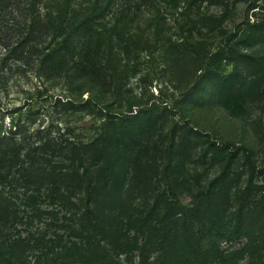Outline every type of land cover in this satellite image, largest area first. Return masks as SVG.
<instances>
[{"label":"trees","instance_id":"obj_1","mask_svg":"<svg viewBox=\"0 0 264 264\" xmlns=\"http://www.w3.org/2000/svg\"><path fill=\"white\" fill-rule=\"evenodd\" d=\"M160 1L171 6L162 9L157 0V5L155 0L55 3V13L40 17L34 1L22 7V0H0V17L23 18L13 45L2 44L9 48L6 59L21 65L35 59L41 77L64 81L75 96L57 99L54 107L86 117L91 125L85 138L66 128L54 134L43 130L31 142L18 124L15 131L0 133V232L15 229L0 238V264H228L227 252L206 248L215 238H204L207 225L233 238L247 237L250 243L240 253L252 240L264 247V177L256 172L263 181L258 185L249 151L204 141L188 122L168 121L166 108L123 97L121 69L135 60L138 47L130 26L153 14L162 33L163 14L176 10L179 0ZM196 1L190 3L199 8ZM200 1L223 9L221 16L207 18L220 26L228 4L237 0ZM244 1L254 21L241 25L235 43L225 42L207 58L210 67L222 62L232 67L217 75L209 69L207 75L214 84L211 98L236 118H249L252 109L264 107V6ZM190 6L181 11L182 20L189 19ZM109 14L114 17L107 24ZM183 23L182 32L193 39L195 28L188 27L196 23ZM164 41L165 49L174 50L176 44ZM186 45L177 47L184 52ZM208 155L217 158L216 175H193L188 165H206ZM238 162L250 173L245 181L233 168ZM184 193L190 199L186 205L179 200ZM60 220L67 233L52 232L49 238L37 230L26 236L16 230L34 222L56 229Z\"/></svg>","mask_w":264,"mask_h":264},{"label":"rangeland","instance_id":"obj_2","mask_svg":"<svg viewBox=\"0 0 264 264\" xmlns=\"http://www.w3.org/2000/svg\"><path fill=\"white\" fill-rule=\"evenodd\" d=\"M22 7L29 1L36 2L38 16H44L46 12L55 13L51 4L59 3L65 5L70 2L73 7L85 6L92 0H22ZM161 3L160 0H157ZM191 0H179L176 2V10L167 11L164 15V31L160 33L155 24V15H145L130 26L137 37V51L135 60L128 63L121 69L123 75V90H126V100H132L134 104L151 106L153 104L166 108L168 121L177 122L183 125L188 122L189 127L199 131L202 134V140L217 142L218 144L228 143L234 147L246 148L249 151L252 161L255 165L254 176L257 177V184L263 185L264 177V107L262 105L252 109L250 117L241 116L239 118L231 116L224 109L220 108L214 99L211 98V87L214 85L208 79V70L212 69L217 74L229 73L232 70L230 65L225 62L221 64L208 65L209 54H214L219 48L223 47L225 42L235 43L241 34L242 24L247 21L251 23L254 18L251 12H247V5L244 0H237L228 4L227 16L220 24L208 20L209 16H221L223 9L217 5H209L206 2L197 0L193 7ZM256 1V0H252ZM156 2V0H155ZM156 2L155 5L158 4ZM257 6H264V0H257ZM161 8L168 6L161 3ZM191 5V6H190ZM189 9V19L182 20L181 11ZM175 7V6H173ZM260 13L261 10L257 11ZM4 16V15H3ZM0 17V133L8 132L9 129L15 131L14 125L18 124V130L23 136L29 137L33 142L34 137L43 136L39 134L43 130L64 131L66 128L72 129L74 134L85 138L89 133L90 121L88 118L77 115L71 116L63 113L62 108L54 107L57 99L62 102L74 98V94L64 88V81L56 78L55 81H48L38 74L36 60L29 62V65L14 63L13 60H7L9 48L14 42V34L22 27L21 17ZM109 14L106 17V23L113 19ZM206 17L207 20L204 18ZM186 21V22H185ZM195 24L193 39L182 32L180 24ZM194 22V23H193ZM211 25V26H209ZM201 29V33L196 34V30ZM160 33L161 35L157 34ZM164 38L170 39L168 46L174 45V50L163 47ZM189 38V39H188ZM187 42L184 52L177 47L179 44ZM8 46L3 47L2 46ZM165 50V51H164ZM240 52H246L240 48ZM206 56V57H205ZM242 77H247V73L241 69ZM88 94L82 96L86 99ZM126 103V102H125ZM117 105L113 104V110ZM195 142L194 140L192 141ZM201 142V141H200ZM199 141L195 142L200 144ZM194 143V144H195ZM209 156V155H208ZM195 162L199 157L194 154L192 157ZM217 158L209 156L206 165L190 166L191 173L200 174L206 178H212L218 171ZM233 168L242 173L241 181H245L249 176L241 162H238ZM232 168V169H233ZM262 171V177L256 172ZM160 190L166 191L165 186ZM260 203L263 199L258 198ZM180 202L189 204L190 199L186 193L180 197ZM260 211L261 206L256 207ZM61 215H59V218ZM62 226L61 220L56 224ZM16 226L23 236L31 232H42L49 238L52 232L59 234L67 233L63 228H46L37 222L31 226ZM202 227H197L200 229ZM210 226L202 228L204 238L209 235L212 240L206 243V248L216 246L224 253L230 255L231 261L228 264H264V247L258 246L259 240H252L253 244L249 249L240 253L242 246L250 243L247 237L233 238L229 232L212 230L206 233ZM15 229L3 230L0 232V238H3L7 232L13 233ZM16 232V231H15ZM14 234V233H13ZM217 234V238L216 235ZM69 240H77L70 238ZM209 240V238H208ZM216 240V241H214ZM75 242V241H74Z\"/></svg>","mask_w":264,"mask_h":264}]
</instances>
